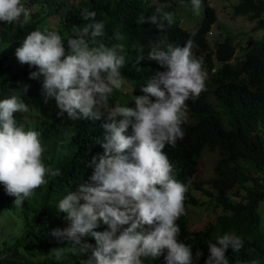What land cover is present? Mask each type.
Segmentation results:
<instances>
[{
    "label": "clouds",
    "instance_id": "9594fccd",
    "mask_svg": "<svg viewBox=\"0 0 264 264\" xmlns=\"http://www.w3.org/2000/svg\"><path fill=\"white\" fill-rule=\"evenodd\" d=\"M190 3L199 15L202 0ZM80 15L89 23L73 26L66 46L58 32L36 29L15 50L21 64L38 69L30 78L43 76L44 102L54 99L58 116L67 113L74 121L106 117L103 128L109 133L102 144L104 154L98 162L96 157L91 161L90 182L59 201L68 226L53 229L50 235L67 241L68 246L54 248L49 255L68 264L71 257L89 250L91 255L81 264H144L162 255L165 264H192L191 246L178 240L181 229L176 223L187 214L188 186L174 178L173 165L163 150L166 145L174 148L184 138L186 101L197 99L205 90L207 72L202 60L193 57L194 41L189 38L183 46L173 45L163 35L150 42L147 58L166 70L156 72L140 87L143 95L134 96L135 108L111 107L109 97L124 82L120 71L125 65L124 45L98 42L105 24L97 22L96 12L88 8ZM29 19L21 0H0V21L23 25ZM136 23L155 25L164 33L174 25L175 17L157 8L151 16L139 15ZM143 59L138 55L137 63ZM28 110L18 96L0 100V183L15 197L17 207L47 183L46 175L62 174L43 163L40 134L25 130L13 118V113ZM129 128L131 135H126ZM100 222L107 230L95 231ZM85 236L93 237L95 246L84 242ZM215 241L209 243L205 264H228L226 250L231 247L239 252L244 247V240L234 233L217 235ZM201 255L197 252L196 258Z\"/></svg>",
    "mask_w": 264,
    "mask_h": 264
},
{
    "label": "trees",
    "instance_id": "16d2710c",
    "mask_svg": "<svg viewBox=\"0 0 264 264\" xmlns=\"http://www.w3.org/2000/svg\"><path fill=\"white\" fill-rule=\"evenodd\" d=\"M185 2L190 0H174L172 6L162 9L175 17L174 25L164 33H160L155 25L136 23L141 14L145 17L156 14L157 8L148 7L144 0H80L78 6L66 14L62 13L66 3L55 2L56 7L50 8L44 16L36 14L23 25L16 22L8 35H0V100L13 95L21 98L29 110L15 112L13 118L25 130L40 134L45 151L54 142L61 141V153L42 159L47 167L60 169L62 173L58 177L46 175L47 183L34 190L33 195L24 201L27 229L14 246L0 251V264H68V261H57L49 255L54 248L68 246L67 241L59 242L50 235L53 229L68 226L66 214L59 211L58 204L69 192H75L79 185L90 182L94 171L91 161L96 157L98 162L104 154L102 144L109 135L103 128L106 117L74 121L67 113L58 116L55 100L44 102L43 76L30 78L31 72L38 71L35 66L25 63L20 68L9 69L5 65L9 57L4 47L21 46L33 30L47 29L60 35L63 31L72 36L73 26L89 23L80 15L83 8L95 11L96 21L105 24L103 36L96 38L98 42L107 46L124 45L125 65L120 71L123 81L132 86L136 96L143 95L140 87L149 78L158 71L166 70L147 58L150 42L163 35L173 45L183 46L189 38L194 41L193 57L202 60V67L207 72L205 90L197 99L186 101L188 120L182 125L184 138L177 140L174 148L166 145L163 150L173 165L174 178L188 186L184 200L187 214L176 221L181 229L178 240L191 246L192 264H205L210 254L209 243H216L217 235L234 233L244 240V247L239 252L231 247L226 250L228 264H264V235L259 236L262 221L259 208L264 201V178L259 176L264 174V36L245 53L243 59L232 64L237 51L233 36L228 35L217 42L214 49L209 44L208 35L217 22L209 0H202L203 19L192 33L184 29L176 17L177 7ZM233 14L257 23V30H264V0H239ZM50 21L58 23L57 30L48 26ZM68 38L62 36L65 46ZM140 54L144 59L137 63ZM109 105H118L114 94L109 97ZM126 135H131V128ZM206 151L217 156L214 176L206 183L217 192V202L231 213L218 218L221 225L219 233L214 224L195 231L190 230L188 225L189 206L195 202L192 190L205 192L195 179ZM237 188L246 191L241 200L230 197ZM15 207L12 196L0 183V211ZM104 230H107V225L103 222L95 229ZM82 240L95 246L91 236ZM197 252L202 253L199 259L196 258ZM90 255L89 250L82 256L71 257V264H81ZM144 264H165L164 256L148 258Z\"/></svg>",
    "mask_w": 264,
    "mask_h": 264
},
{
    "label": "rangeland",
    "instance_id": "374dc122",
    "mask_svg": "<svg viewBox=\"0 0 264 264\" xmlns=\"http://www.w3.org/2000/svg\"><path fill=\"white\" fill-rule=\"evenodd\" d=\"M63 1L66 3L62 9V13L66 14L72 8L78 6L80 0H21V4L30 12V19L36 14H47L50 8L53 9L55 2ZM150 8L166 9L172 6L174 0H144ZM239 0H209L210 6L215 10L217 15V22L212 27L208 35V41L212 49L217 42L222 41L226 36L231 35L237 48L236 56L232 60V64H237L243 59L246 52H248L256 42L260 41L264 36V30H257V23L251 22L244 17H235L233 12ZM204 14V5L202 4L199 15L192 11L190 2H185L177 7L176 17L181 21V26L189 32H194L199 23L202 22ZM23 18V16H21ZM29 19V20H30ZM16 22L11 24L0 21V35H8L14 28ZM52 29H58V23L50 21L49 25ZM57 26V27H56ZM69 34L61 32V36ZM20 46L9 45L4 47V52L8 55L9 59L5 65L9 69L20 68L21 64L15 56V50ZM117 100L118 105L135 108L133 88L127 82H123L120 89H114L113 93ZM61 153V141L54 142L43 154L42 158H50L57 156ZM217 156L206 151L203 153L200 163V172L195 181L198 185L203 186L205 192L197 189L192 190L195 198L194 204L189 206L188 225L190 230H202L210 224L218 227V233L221 225L218 223V218L223 215H230L224 208L217 202V192L209 186L206 182L214 176V167ZM264 178L263 175H259ZM207 192V193H206ZM246 194L243 188L235 189L230 197L241 200ZM15 200V197H13ZM23 205L15 207L11 210L0 211V251L3 249L14 246L17 240L26 231V223L24 221ZM259 212L262 215L259 236L264 235V201L261 203Z\"/></svg>",
    "mask_w": 264,
    "mask_h": 264
}]
</instances>
